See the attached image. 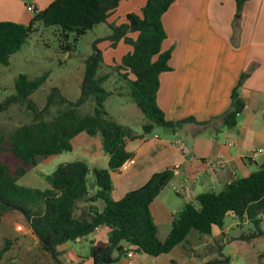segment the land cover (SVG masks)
I'll return each mask as SVG.
<instances>
[{"label": "trees", "instance_id": "trees-1", "mask_svg": "<svg viewBox=\"0 0 264 264\" xmlns=\"http://www.w3.org/2000/svg\"><path fill=\"white\" fill-rule=\"evenodd\" d=\"M120 1L52 0L42 9L30 4L32 16L27 23L0 21V65L9 64L10 55L21 48L39 25L57 26L64 41L62 50L70 51L86 31L107 22ZM234 1L239 15L246 0ZM172 2L146 0L141 15L127 13L125 22L110 25L111 34L107 36L112 46L123 40L132 47L112 67L119 73L124 70L133 76L128 79L130 97L146 119L140 133L122 125L104 109L103 103L112 92L102 86L108 74L97 73L103 59L95 46L85 59L81 92L76 101H68L53 87L45 105L39 108L30 95L41 86L47 74L35 79L20 74L14 82V93L0 106H24L32 116L29 122L11 130L0 128V216L13 211L24 215L40 247L58 264L60 245L91 236L96 228L104 226L109 228L108 238L105 243L90 246L92 264H114L125 257L130 248L151 256L168 253L185 241L190 230L210 234L213 227L222 229L228 215L239 223L247 221L250 224L247 230L239 232L238 239L253 241L264 237L260 226L264 215V163L219 191L202 192L193 201L186 202L174 215L164 239L158 236L150 204L172 179V168L153 173L145 183L117 200L111 197V172L118 171L133 157V152L126 147L130 141L145 137L156 127L175 131L187 122L205 125L217 121L222 127L233 128L244 107L238 88L248 73L242 74L232 89L230 108L208 122L199 123L193 117L168 120L156 105L158 76L169 69L170 56L169 51L160 49L165 37L161 17ZM130 33H136V37L132 38ZM89 99L94 102L93 109L80 115L78 107ZM57 101L66 106L55 116L44 119V114ZM80 132L100 137L102 149L108 155L106 168L90 169L83 160L68 161L59 163L45 176L49 184L45 189L18 184L20 178L41 160L71 151V140ZM86 205V214L77 216L78 206ZM223 235L222 232L220 237ZM212 241L210 250H214L216 256L204 264H229V257L223 253V240L214 238ZM262 258L264 254L259 256Z\"/></svg>", "mask_w": 264, "mask_h": 264}, {"label": "crops", "instance_id": "crops-1", "mask_svg": "<svg viewBox=\"0 0 264 264\" xmlns=\"http://www.w3.org/2000/svg\"><path fill=\"white\" fill-rule=\"evenodd\" d=\"M51 1L0 0V21L25 24L32 16L30 4L42 9ZM145 2L121 0L107 21L116 19L119 24L123 22L119 9L126 14L138 13ZM161 20L165 37L160 49L169 51L170 56L169 69L158 76L155 101L166 119L193 117L202 123L222 115L230 108L231 92L240 76L248 73L238 88L244 107L233 128L214 122L205 125L187 122L175 131L146 135L127 144L133 157L126 169L111 172V197L117 200L141 186L153 173L173 169L172 179L150 204L158 236L164 239L174 215L186 202L193 201L199 193L219 191L264 163V0H246L239 15L234 0H173ZM129 35L136 37V33ZM122 43L127 46L125 53L131 51L132 47L123 40L116 46ZM100 143L97 135L78 133L71 140L72 150L80 148L81 159L75 160L87 164L88 159L93 165L104 153L107 167L108 155L101 153ZM93 145L95 148L91 149ZM259 148L263 151L259 152ZM91 165L88 167L94 168ZM228 216L232 222L226 224L225 220L222 229L213 227L210 234L190 230L185 239L186 249L179 255H174L175 251L178 253V245L159 256L130 248L132 257L125 256L114 264H204L216 256L214 250L204 248L214 238H220L222 232L228 236L223 240V253L229 257V264H264V258L259 259L264 248L256 247L257 241H263L264 237L253 241L238 239L239 232L247 230L250 224ZM263 218L264 215L262 221ZM235 229L237 232H230ZM108 232L109 228L104 226L92 235L105 243ZM228 246H233L234 251L225 253Z\"/></svg>", "mask_w": 264, "mask_h": 264}, {"label": "rangeland", "instance_id": "rangeland-1", "mask_svg": "<svg viewBox=\"0 0 264 264\" xmlns=\"http://www.w3.org/2000/svg\"><path fill=\"white\" fill-rule=\"evenodd\" d=\"M142 7L139 8L136 14L141 15ZM117 12L121 15L123 22H125L126 13L120 12V9ZM119 24L118 20L114 19L113 21L93 26L78 38L70 51L62 50L61 44L64 41L61 38V30L57 26L45 27L39 25L38 29L32 32L25 40L21 48L10 55L9 64L0 65V106L6 97L14 93V82L20 74H24L28 79H35L45 73L47 74L41 86L30 95V98L39 108L45 105L47 95L53 87L58 88L60 94L68 101H76L81 92L85 59L92 53L95 46L102 54L103 59L97 73L99 75L108 74L109 77L102 83V86L112 92L103 103L104 109L119 123L129 126L133 131L140 133L142 131L141 126L146 119L130 97L128 79L129 77L133 78V76L124 70L119 73L113 68L115 66L113 61H118V58L125 54L127 46L123 43L118 46H112L107 39V36L111 34L110 25ZM69 41H72L71 37ZM122 74L127 75L128 78ZM65 106V104L58 101L55 102L44 114L43 118L49 119L55 116ZM93 106V100L89 99L78 107V113L84 115L90 112ZM31 117V113L24 106L17 104L8 105L6 108H0V128L11 130L18 125L29 122ZM214 124L217 125L218 122L214 121ZM164 132H171V130L165 127H156L150 134L158 133L161 135ZM94 148L95 145L91 149ZM79 150V147H75L71 151L41 160L39 164L20 178L18 184L38 189L47 188L49 184L45 176L51 174L59 163L81 159L79 158L81 157L78 153ZM102 152L103 150L101 149ZM102 155L103 157H99L97 159L98 162L93 165L86 159L87 164L94 168H106L104 167V153ZM87 210V205L85 207L78 206L76 214L77 216L86 214ZM232 220L228 216L226 224H230ZM261 227L264 230V218ZM230 232H237V229ZM227 239V235L219 238V240L224 241ZM92 243H104V239L98 240L97 235H91L84 237L82 241L67 242L60 245V264H92L90 255ZM210 247L211 245L208 244L204 249L208 250ZM256 247L264 248V239L263 241H257ZM176 248L178 253L175 251L174 255H179L180 252L186 249L185 241ZM229 251H234L233 246H228L224 249L225 253H229ZM231 252V256L234 257ZM0 264L58 263L40 247L24 215L18 211H13L5 216H0Z\"/></svg>", "mask_w": 264, "mask_h": 264}, {"label": "built area", "instance_id": "built-area-1", "mask_svg": "<svg viewBox=\"0 0 264 264\" xmlns=\"http://www.w3.org/2000/svg\"><path fill=\"white\" fill-rule=\"evenodd\" d=\"M258 151H259V152H262L263 149H262V148H259ZM127 163H128V161L124 162V163L119 167V170H120V169H121V170L126 169V167H127ZM98 229H99V228H96L95 231H97ZM132 255H133L132 252H127V254H126L127 257H132Z\"/></svg>", "mask_w": 264, "mask_h": 264}, {"label": "water", "instance_id": "water-1", "mask_svg": "<svg viewBox=\"0 0 264 264\" xmlns=\"http://www.w3.org/2000/svg\"><path fill=\"white\" fill-rule=\"evenodd\" d=\"M33 233V232H32Z\"/></svg>", "mask_w": 264, "mask_h": 264}]
</instances>
